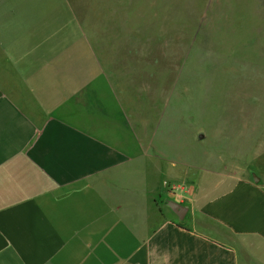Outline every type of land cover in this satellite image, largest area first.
Listing matches in <instances>:
<instances>
[{
  "label": "crops",
  "instance_id": "crops-1",
  "mask_svg": "<svg viewBox=\"0 0 264 264\" xmlns=\"http://www.w3.org/2000/svg\"><path fill=\"white\" fill-rule=\"evenodd\" d=\"M4 15L0 264H240V248L262 247L264 174L209 170L202 155L192 170L175 122L160 121L168 104L130 105L95 57L51 65L42 22ZM145 109L161 113L130 114Z\"/></svg>",
  "mask_w": 264,
  "mask_h": 264
},
{
  "label": "rangeland",
  "instance_id": "rangeland-1",
  "mask_svg": "<svg viewBox=\"0 0 264 264\" xmlns=\"http://www.w3.org/2000/svg\"><path fill=\"white\" fill-rule=\"evenodd\" d=\"M0 15L40 20L51 65L95 57L130 105L168 104L160 121L175 122L192 170L202 155L209 170L264 174V0H0ZM246 248L240 264H264V244Z\"/></svg>",
  "mask_w": 264,
  "mask_h": 264
},
{
  "label": "water",
  "instance_id": "water-1",
  "mask_svg": "<svg viewBox=\"0 0 264 264\" xmlns=\"http://www.w3.org/2000/svg\"><path fill=\"white\" fill-rule=\"evenodd\" d=\"M253 180L257 182L259 180V177L253 175ZM167 204L178 215L179 218H183L184 214L187 211V208L185 206L172 200L167 201Z\"/></svg>",
  "mask_w": 264,
  "mask_h": 264
}]
</instances>
